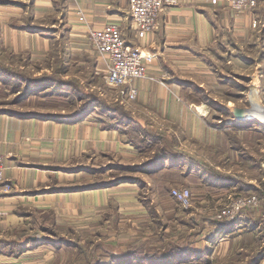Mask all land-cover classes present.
<instances>
[{"label":"rangeland","instance_id":"rangeland-1","mask_svg":"<svg viewBox=\"0 0 264 264\" xmlns=\"http://www.w3.org/2000/svg\"><path fill=\"white\" fill-rule=\"evenodd\" d=\"M257 28L258 26L256 29ZM54 46V42L51 41V48ZM259 50L260 49L253 50L252 54L258 55V52L256 51ZM10 53L11 51L8 50V48L1 47L0 45L1 61L5 63L13 62L11 63L13 65L20 64L18 63L17 57L15 59L16 55L13 54V57H11ZM87 55L88 57L85 64H82L81 60V58H86L85 54H78L73 58L69 57V60L67 59V61H69L67 62V65H69L68 74L71 77H77L79 81L83 82L81 83L84 84L89 91L98 93L109 102L116 101L123 103V105L125 104V107L128 108L137 119L140 121L144 120L149 127L155 129L157 132L165 133L169 137H175L179 142V148L183 149L196 161L191 168L192 176H183L181 178L175 176L174 178L176 179L170 181L158 174L137 171L126 172L125 170H116V167H112L110 170L102 172H95L96 169L104 167L108 168L109 165H115L116 161L129 164L139 163L149 157V155L156 150V146L160 143L151 142L149 144L146 141L139 142L136 133H140L141 135L142 131L137 129L136 126L129 121L120 123L116 118L118 126L117 124L112 128L105 126L106 123H104L103 120L110 121L111 123H113L114 120L109 117V114L103 113L100 108H90L84 116L76 117L71 121H65L73 122L87 116L90 117L88 122L92 134H90V137L88 138L89 142L87 148L80 154H70L66 160H56L53 165L63 167L64 169H69L70 167H83V169L66 171L72 173L68 179H56L54 174H52L47 181L40 182L33 188L38 191L45 189L40 193L49 194L70 192L59 190L51 191V187H54L53 189H55V187L63 185L68 187L73 185H83L82 187L86 188L73 190L72 192L79 191L80 202L83 206L85 203H89L88 206H84L82 209L75 208V205L73 207H69L68 205L63 207L58 201L56 202V205L50 203V206H46L45 208L33 205L23 206L25 207L24 211H29L31 207L38 211L53 210L59 231L62 232L66 230V232H64L67 233L69 232L68 227L72 226L75 230H78L79 241L81 244L85 245L86 249L92 245V241L100 239V241L107 245V248L111 249L110 251L119 254L122 250L127 249L129 242L135 237L150 234L155 235L159 232H163L180 241L184 239V236L186 237L189 235V242L194 248L205 250V248L208 247L209 249L208 254H205V256H201L200 258L192 259L187 262L172 261L170 264H244L247 260L248 254L258 249L261 250V260H263L264 241L263 239H252L253 235H256V233L254 230H247L249 223L239 228L242 230L241 232H237L235 230H222L221 226L218 227L216 224H211L210 222L201 223L199 219L200 215L203 213H210L212 209H218L220 206L228 203L229 196L233 195L232 192H226L223 194L216 192L215 189L217 188L215 185L217 183L207 176V173L204 170L205 164L209 165L210 168H215L227 175H242V177L250 179L249 181H251L253 186L256 187V189L243 190V192H241L243 194L240 195V197L243 198L249 195H255L257 197L256 203L243 204L241 210H237L234 215L231 214L225 217V220L229 221L238 217H242L243 219L247 217V219H249L248 217L250 216L253 219L258 220L262 217L263 210L262 203L259 199V192L260 190L264 192V124L252 117L248 121H238L239 125H230L228 123L230 114H225L219 109L211 108L206 101H197L194 97L198 94H195L193 90L192 95L194 97L190 93L181 90L177 94L178 101H193V108L197 109L200 113H206L205 116L209 117V123H212L211 120L220 123V119L217 117L211 119L212 115H220L224 120V124L223 126L221 124L222 127H218L219 136L216 138L215 144L214 142L211 144L205 142L201 143L199 139L197 140L193 137L187 136L186 130L180 131V129H178V133L182 136L180 141L178 135H176L174 131L169 130V133L165 127L161 125L156 126L154 123H150V121L146 120L149 119L146 118V114L137 111V95L131 98L127 95L126 87L124 89L122 87L119 89H112V87L105 84L102 78L103 71L93 67V62H95L94 56L90 54ZM236 57L239 56L233 55L232 57L229 56V58L214 56L212 60L204 59L203 63L207 64L208 69L211 67L213 73L216 70V66L226 70L230 69L232 66V69L234 68L238 71L233 70L232 73L240 74L241 77L242 74L247 73L249 74V83L254 79L259 83L258 74H261V76L264 77V58L259 59L258 65H256L254 62L250 63L245 60L239 61L240 57ZM44 70L45 66L42 69L36 70V73ZM216 73L215 74L218 78L216 79V82H218H211V85H213L212 87H210L211 85L207 81L210 80V78L206 76L208 73H201L202 75L199 76L191 75L190 77L204 83V86L208 88L210 94L219 99L226 107L252 106L253 112L254 110L259 109V107L253 103L252 94H249L251 101H248L247 89L238 86L237 84H233V86H225V88L224 86L221 87L225 83L221 82L220 74L218 72ZM236 81L245 84L246 80L243 78H236ZM262 88H264V86H262ZM262 88H260V98H257L256 100L264 110V95ZM121 90H124L125 92H122ZM226 90L230 92H227ZM252 92L253 91L251 90L250 93ZM3 93L6 92L4 91ZM30 106L33 107L35 105L32 103ZM54 121L61 122L58 120ZM256 124L258 125L256 130L258 129L257 131L260 132L259 135L251 131V129H253L251 128L252 125ZM93 129L99 130L98 132L100 134L96 135ZM227 131H231L233 134H230ZM181 142L185 145L183 146ZM86 165L95 168L89 171L86 169ZM188 166L187 159L182 160L180 164L175 165L169 164V161L167 160L158 168L160 170L170 169L173 172H178L180 168H187ZM116 173L119 175H128V173H130L129 175H138L143 181L131 182L127 180L116 184ZM3 179L5 178L3 177ZM100 181H108L113 184L103 187L95 186L93 188H87L88 185L99 183ZM132 183H135V186ZM120 184L123 185L119 186ZM175 187H186L190 190L191 202L189 206L182 205L171 195V189ZM11 188V185L5 186V189L8 191L11 190ZM85 193H88V196ZM207 193L212 196H209L210 198L208 197V199L199 198L201 194H204L203 197H205ZM151 209L155 213H152ZM23 218L24 223L31 221V218L28 216ZM158 221L160 223H158ZM31 222L33 223V221ZM27 227H30V225L28 224ZM7 231H4L3 233H6ZM29 231H36L37 237H42L43 235L48 234L52 235L51 233L40 232L38 229H30ZM1 234L0 231V235ZM58 247L59 246H56L55 244L39 243L38 246L29 249L33 250L32 252L25 254L20 259L25 261V264H63L64 262H72L75 260L76 257H74L73 252L76 250H73L72 248L68 250L67 248H64V246ZM13 263L19 264L21 263V260L18 262H12L11 264ZM108 264L141 263L137 258H133L130 262L112 260Z\"/></svg>","mask_w":264,"mask_h":264},{"label":"crops","instance_id":"crops-1","mask_svg":"<svg viewBox=\"0 0 264 264\" xmlns=\"http://www.w3.org/2000/svg\"><path fill=\"white\" fill-rule=\"evenodd\" d=\"M57 1L0 0L1 47L8 48L12 57L14 54L17 59L20 54L25 53L29 55L30 60L44 59L50 41L57 39L60 31L65 28L64 44L68 60L69 57L85 54L86 58H81L82 64H85L87 54H90L94 56L95 69H101L102 62L90 50L86 29L87 26L97 27L105 22L114 21L119 24L122 36L128 43L142 47L145 52L152 55L148 71L156 76L157 80L135 79L129 84L136 90L137 111L146 114V118H149L146 120L150 123L165 127L169 133V130L174 131L180 141L182 136L178 133V129L186 130L187 136L199 139L201 143L215 144L219 136V128L209 123L206 113H200L193 108V101L177 100L179 91L184 90L191 95L193 92L191 87L181 81L191 80L205 87L204 83L190 76L208 73L206 76L210 80L207 81L211 85V82H218H216L218 79L216 72L231 75L233 70L237 71L232 69V66L228 70L216 66L213 73L211 67L208 69L207 64L203 62L204 59L212 60L214 56L229 58L236 55L240 57L239 61L246 62L249 61V57L258 59V55H253L252 52L259 46L264 51V1L252 10L235 12L224 0L218 3H212L210 0H177L176 3L164 7L159 12L156 29L144 33H140L133 23L128 0H65L63 9ZM78 11L83 16L80 17ZM53 17L60 20V26H58L59 20L52 22L53 26H58L59 31H55L54 36L49 38L38 32L17 27L26 19L36 23ZM263 58L264 56L260 59ZM254 63L258 65V61ZM242 75L249 76L247 73ZM258 78L259 99L260 88L264 86V77L258 74ZM229 79L225 77L221 80L225 83L221 87L233 86L234 82ZM248 85L249 82L247 98L251 101ZM262 89L264 95V88ZM194 98L197 101H204L198 96ZM89 118L87 116L73 122H57L0 114V154L3 157L5 178L0 181L1 233L13 226L26 225L23 222L24 218L14 213L18 206L33 205L45 208L50 206V203L56 205L58 201L63 207L75 205V208L82 209L88 206L89 203L83 206L80 202L79 191L45 194L31 193L30 190L40 182L47 181L52 174L56 179H68L71 176V172L54 169V161L66 160L70 154H80L87 148L88 138L92 134L89 129ZM232 120V118L228 119L230 125H239L238 120L235 119L237 122ZM257 127V124L252 125V128ZM93 131L96 135L100 134L99 130L93 129ZM181 144L185 145L182 142ZM249 180L247 178L251 183ZM7 185H11V190L5 189ZM121 185L123 184L119 186ZM215 187L216 192L223 194L232 192L237 184L231 182L223 187L222 184L217 183ZM85 194L88 196V193ZM203 195L201 194L199 198L208 199L212 196L208 193L205 197ZM231 230L242 231L239 227ZM32 251L26 250L16 257L0 254V264H11L20 260L19 264H25L20 258ZM258 264H264V259Z\"/></svg>","mask_w":264,"mask_h":264},{"label":"trees","instance_id":"trees-1","mask_svg":"<svg viewBox=\"0 0 264 264\" xmlns=\"http://www.w3.org/2000/svg\"><path fill=\"white\" fill-rule=\"evenodd\" d=\"M65 0H58V4L61 8H64ZM61 8H56L60 10ZM59 19L53 17L48 18L44 22H32L30 19H26L23 24L17 25L20 29L30 30L43 34L47 38L54 36L55 31H59L58 26H60V20L58 26H53V21H58ZM62 29V28H61ZM66 29H62L59 33L57 39L52 40L55 44L54 47H48L46 56L42 60H30L27 53L24 55H19L17 65L11 63H5L0 60V114H6L9 116H16L20 118H39L42 120H58L61 122L71 121L72 119L80 116H84L90 108L98 107L100 110L109 114V117L114 121H104L105 126L113 127L118 126V122H131L135 125L137 129L141 130L140 133H136L137 140L139 142L146 141L147 143L159 142L160 144L156 146V150L149 155L146 159L139 163H122L116 161L115 165H109L108 168L104 167L101 169H96L95 172H102L105 170H110L112 167H116V170L137 171L146 172L150 174H158L167 180L176 179V177L192 176V170L194 162H196L192 157H190L183 149L179 148V142L175 137H169L165 133H159L155 129L149 127L145 121H140L137 117L125 107V104L116 101L109 102L101 95L96 92L89 91V89L82 84L76 77H71L68 74L67 65V51L64 44V35ZM258 51V59L249 57V61H258L262 56H264V51L261 47ZM12 57V54L10 55ZM16 59V58H15ZM45 66V70L36 73V70L42 69ZM94 67V62H93ZM95 68V67H94ZM47 69V70H46ZM100 70V69H99ZM221 80L224 78H231L234 84L247 89V83L249 78L246 75H238L231 73V75H226L220 72ZM230 76V77H228ZM236 78L245 79V84L238 83ZM230 80V79H229ZM82 82V83H81ZM183 84L191 87L195 94H198L199 98L203 99L208 103V105L213 109H219L225 114H230L232 122L236 121L229 108L226 107L219 99L215 98L210 94L208 88H205L191 80H182ZM6 93H3V92ZM227 92H230L226 90ZM35 106H30V105ZM220 119V123L213 122L211 124L217 127H222L224 120L220 115H212V118ZM118 119V122L116 121ZM237 122V121H236ZM103 123V126H104ZM222 124V126H221ZM229 126V125H228ZM116 128V127H114ZM252 128V127H251ZM258 130V129H257ZM256 128L251 129L255 134L259 135ZM230 134L231 131H227ZM263 134V133H262ZM236 135V134H234ZM142 150V149H140ZM188 160V167L180 168L178 172H173L170 169L160 170L163 162L169 161V164H180L182 160ZM199 160V159H198ZM110 164V163H109ZM204 170L210 179H215L223 187H226L228 183L235 182L237 187L232 191L233 195H230L229 200L240 196L243 190L256 189L253 184L247 181V178L242 177V175H227L215 168H210L209 165L204 166ZM54 169H59L63 171H74L82 170L83 167H77L69 169H64L63 167L53 166ZM95 167L87 166V170H93ZM117 172V171H116ZM119 175L116 173V184L123 181L131 182H141V178L138 175ZM112 182L100 181L99 183L90 184L87 188L93 187H103L112 185ZM83 185H73V186H58L51 187V191H73L84 189ZM53 189V190H52ZM37 189L30 190L31 193H40ZM259 190V188H258ZM257 190V191H258ZM259 199L262 203L263 215L258 220L253 219L251 216L238 217L233 220H225V218L217 217L219 211L211 210L210 213H203L200 215L199 221L210 222L211 224H216V226L222 228V230H231L234 227H242L249 223L247 230H254L256 235H253L254 240L263 239L264 241V192L260 190ZM23 206L17 207L14 211L20 216H28L31 221H28L26 225L23 226H13L8 228L6 233L0 235V254L6 256H17L18 254L29 250L39 243H50L56 246H64L70 250H76L73 252L75 260L72 262L67 261L63 264H108L112 260H119V262H130L133 258H137L141 264H170L172 261L187 262L192 259L200 258L208 254V247L205 250H199L194 248L189 242V235L182 241L176 240L166 233L159 232L155 235H141L132 239L127 249L122 250L119 254L113 253L111 249L107 248L100 239L92 241V245L86 249L85 245L81 244L79 241V232L75 230L72 226H69V232L59 231L57 227L56 217L54 216L53 210H36L32 207L29 211H24ZM152 210V209H151ZM38 212V213H37ZM152 213H155L152 210ZM158 223H160L158 221ZM30 227H27V225ZM248 226V225H247ZM30 229H38L40 232L51 233L52 235H43L42 237H37V232H30ZM88 244V243H87ZM58 247V248H59ZM66 249V250H67ZM261 250H254L250 252L247 256V260L244 264H258L261 257ZM105 260V261H104Z\"/></svg>","mask_w":264,"mask_h":264},{"label":"built area","instance_id":"built-area-1","mask_svg":"<svg viewBox=\"0 0 264 264\" xmlns=\"http://www.w3.org/2000/svg\"><path fill=\"white\" fill-rule=\"evenodd\" d=\"M177 0H128L129 12L136 29L140 33L156 29L158 14L164 7L176 3ZM218 3L220 0H210ZM235 12L248 11L257 7L263 0H224ZM80 17L83 16L80 11ZM253 24H255L253 22ZM87 36L90 50L102 62V78L105 84L112 89L125 88L127 95L135 97L136 90L129 84L135 79L157 80V77L148 71L152 55L142 47L132 45L122 36L120 26L114 21H108L101 26H87ZM125 92L124 90H121ZM3 157L0 154V181L3 179ZM171 195L182 205L189 206L191 192L186 187L171 189ZM257 197H235L221 206L217 217L225 218L241 210L246 203H256ZM233 217V216H232ZM230 217V218H232Z\"/></svg>","mask_w":264,"mask_h":264},{"label":"water","instance_id":"water-1","mask_svg":"<svg viewBox=\"0 0 264 264\" xmlns=\"http://www.w3.org/2000/svg\"><path fill=\"white\" fill-rule=\"evenodd\" d=\"M257 87H258V85L255 84L254 80H252L248 85L249 90L251 91L254 88L256 93L258 92ZM228 108H229L233 118L238 120V121H242V120L249 118V116L247 115L249 107L229 106Z\"/></svg>","mask_w":264,"mask_h":264},{"label":"bare ground","instance_id":"bare-ground-1","mask_svg":"<svg viewBox=\"0 0 264 264\" xmlns=\"http://www.w3.org/2000/svg\"><path fill=\"white\" fill-rule=\"evenodd\" d=\"M254 82L257 85V81L255 79H254ZM252 91L253 92L251 94L253 95V103H254V105H257L259 107V109L258 110H254V112H253L252 106L249 107V110L247 112V115L249 116V118H247L245 120H242V121H248L254 115L253 116L254 117L253 119H256V120L264 123V110H263L262 106H260V103L256 100L258 97H257V94H256L255 89L253 88Z\"/></svg>","mask_w":264,"mask_h":264}]
</instances>
